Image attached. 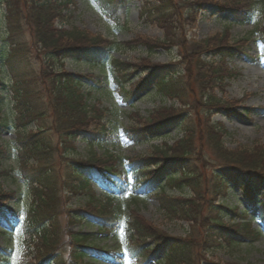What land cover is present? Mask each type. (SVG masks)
I'll list each match as a JSON object with an SVG mask.
<instances>
[{
  "label": "trees",
  "instance_id": "trees-1",
  "mask_svg": "<svg viewBox=\"0 0 264 264\" xmlns=\"http://www.w3.org/2000/svg\"><path fill=\"white\" fill-rule=\"evenodd\" d=\"M140 1L139 17L147 23L165 21L170 15L178 18V33L172 32V27H166L168 42L139 39L148 51L174 42L179 60L172 65L178 64L180 70L187 61L191 71L188 79H184V72L173 70L175 66L171 67L170 74L164 75L162 71L166 67L146 65L147 75L130 82L127 90L125 85L137 70L132 63L110 55V51L117 50L118 43L74 26L62 28L56 25L57 20L65 18L64 10L73 4V0H0V6L1 3L4 6L3 12L0 11L3 22L0 24L3 30L0 70L8 71L12 76L10 99L16 111L13 123L9 124L1 113L0 95V136L10 127L14 132L11 149L0 144V161L10 157L17 159L31 193L29 208L20 220L18 211L6 205L16 200V192L0 188V231L8 234L19 230L28 253L31 250L35 255L39 253L36 256L39 262L34 264H93L88 262L90 260L118 263L111 250L96 245L95 241L110 237L119 225H123L127 238L126 253L137 264H220L208 260L206 255L223 244L252 242L261 235V231L251 227L248 211L257 207V218L264 227V188H261L264 146L254 143L250 147L227 149L224 144L227 130L220 122H209L211 110L224 106L210 92L217 87L223 88L225 79L234 75L224 60L233 56L238 48L229 44L226 35L218 36L213 42L205 39L195 46L188 45L183 34V19L186 14L191 15L192 9L187 0H160L159 4ZM223 2L226 6L223 4L220 9L239 23L264 12V0ZM106 14L117 24H125L126 1L117 0L113 5L112 0H108ZM262 33L264 45V24ZM27 39L34 59L39 62L37 68L20 62L28 48ZM129 44L131 46V42ZM205 50L219 57L215 65L202 63L200 57ZM67 58L111 68L113 80L126 101L150 84L162 96L186 107L177 110L160 106L144 124L125 129L133 141L160 137L174 126L183 133L182 136L172 145L162 142L154 146L150 154L126 157L125 170L118 168L109 154L100 160L93 145L105 140L108 130L104 124L99 128L91 127L94 121H101V116H97L101 113L95 105L88 103L90 92L83 89L82 81L89 90H100L101 78L63 69V61ZM1 78L0 88L4 86ZM192 81L196 87L191 85ZM200 111H203L202 119ZM184 112L188 114L184 115ZM28 122L34 123L35 129H27ZM79 137L90 147L87 157L68 158ZM30 159L35 166L25 173ZM210 169L211 177H207L205 172ZM124 173L131 180L130 192L140 196L152 191L165 216L188 221L189 235L179 237L163 233L133 209L121 218L114 198L127 190ZM6 175L0 171V177ZM243 176L245 179L241 178ZM94 182L106 190L103 203L91 201L94 199ZM230 184L241 191V202L246 207L243 212H239L238 207L228 209L212 203L217 196L226 197ZM167 188L179 191L180 196L169 194ZM184 188L187 190L183 191ZM78 193H87L91 201L89 206L95 210L66 209L68 200ZM224 211L232 213L231 219L241 217L242 220L228 224L223 220ZM83 221L93 223L97 229L87 233L69 230ZM64 252H68L67 259L63 257ZM10 255L9 247L0 245V264H8ZM85 257H88L86 262Z\"/></svg>",
  "mask_w": 264,
  "mask_h": 264
},
{
  "label": "rangeland",
  "instance_id": "rangeland-1",
  "mask_svg": "<svg viewBox=\"0 0 264 264\" xmlns=\"http://www.w3.org/2000/svg\"><path fill=\"white\" fill-rule=\"evenodd\" d=\"M125 1L127 18L123 25L112 21L111 17L106 14L108 0H73V4H69L67 9L64 10L65 18L57 20L56 25L62 28L74 26L92 35L118 43L117 50L111 51L110 55L115 59L132 63L137 70L131 81L125 85L128 90L130 82H136L142 79V76L147 75L146 65L166 67L162 71L164 75L170 74L174 69L179 70L178 64L172 65L179 60L177 46L174 42L173 44L168 43L165 47L159 45L158 48L148 51L139 39L147 38L156 43V40L168 42L170 38L166 36V27L170 26L172 27V32L178 33L179 25H177L176 20L178 18H176V15H170V19L167 17L165 21L163 20L159 23H147L139 17L141 1ZM150 1L156 4H159L158 1L160 2V0ZM223 1L187 0L189 9H192V12L190 16L186 14L183 19L184 39L188 45L195 46L205 39L213 42L218 36L226 35L229 44L238 48L233 56L224 60L225 65L234 75L229 79H225L223 88L217 87L210 92L224 106H216L211 110L209 122H220L223 124L228 132L224 137V144L227 149L241 146L250 147L254 143L264 146V45L261 41L263 37L264 12L252 16L248 21L239 23L232 20L228 13L220 9L223 4L226 6ZM229 1L234 3V0ZM112 2L113 5L117 4V0H112ZM195 3L201 5L197 6ZM1 4L0 11L3 12L4 6L3 3ZM2 23L0 17V24ZM2 31L0 28V35ZM3 41L2 39V44H5ZM29 41L27 39L28 48L22 55V61L20 62L37 68L39 62L34 59V53L30 49ZM130 42L132 47L129 44ZM200 58L202 63L206 65H209V63H214L215 65L219 60V57L212 55L209 50L203 51ZM171 67H173V70ZM3 68L6 69L5 66ZM63 69L76 74L97 75L101 78L102 87L100 90H89L87 84L82 81L83 89L90 92L88 103L95 105L96 110L101 113L97 114V116H101V121L99 123L94 121L91 127L99 128L101 124H104L108 130L107 138L100 144L93 145V150L100 160L107 158L106 154H109L115 160L117 167L124 170L126 157L150 154L154 150V146L161 145L162 142L172 145L174 140L182 136L183 133L174 126L169 127L166 133L160 137H147L141 141H133L129 136V132L125 130L144 124L145 121L150 119L151 115L156 113L160 106H171L177 110L186 108L177 100L162 96L155 91L153 85L143 86L129 101H126L113 80V71L108 66L67 58L63 61ZM183 69L184 71H182ZM183 69L179 71L184 72L183 77L186 80L191 76L187 61ZM0 77H2L1 79L4 82V86L0 88L2 97L1 113L3 118H6L9 124H12L16 113L13 109V101L10 99L9 90L12 76L8 71L3 73L0 70ZM191 85L196 87L193 81ZM202 113L203 111L199 112L201 119L203 118ZM183 114L187 115L188 112ZM26 128L35 129V124L28 122ZM51 135L53 138L55 137L53 134ZM13 140L14 132L11 127L0 136V144L6 147L10 146L8 147L9 149L14 146ZM89 149L90 147L86 140L79 137L75 140V150L67 156L68 158H86ZM27 165L25 173L30 172L29 170L32 166H35V162L30 159ZM0 171H4L7 174L0 177V188L16 192V200L6 202V205L16 209L19 213V218L22 220L29 208L31 193L23 172L19 169L17 159L10 157L7 160L0 161ZM211 171L212 169L206 170L205 174L207 177H211ZM241 178L245 179L244 176ZM124 181L126 184L130 183V179L126 175L124 176ZM261 188H264V181L261 183ZM186 190V188L183 189V191ZM92 191L94 193V199L91 200L94 201L93 204H96L97 201L103 203L106 199L104 188L94 182ZM167 192L180 196V193L172 188H167ZM258 194L260 195L261 191ZM152 195V191L140 196L134 195L129 191L118 194L114 198L116 211L124 219L129 209H133L143 220L163 233L179 237L188 236L191 230L188 221L170 219L165 216ZM185 195H188V193H185ZM91 201L87 193H78L68 200L65 208L72 210L89 208L95 210L89 206ZM212 203L217 206H225L228 209L238 207L239 212H243L242 210L246 209L241 202L240 189L233 187L231 184L226 197L217 196L212 200ZM231 214L226 211L223 212L224 222L231 224L242 220L241 217H235L234 220L231 219L233 216ZM257 217V207L248 211L251 227L262 231L259 238L252 242L244 240L230 246L223 244L206 255L208 260L220 264L226 262L264 264V227ZM60 221H62L61 218ZM96 229V225L89 221L77 223L69 228L70 231L80 233L93 232ZM95 244L104 246L105 249L113 252L119 261L114 264H137L126 253L127 238L124 234L123 225H119L110 237L101 238L95 241ZM0 245H5L10 249L11 255L8 264H34L37 262L36 256L39 253L35 255L34 250L28 253V250L23 246L19 230H14L8 234L0 231ZM63 257L67 259L68 252H64ZM87 259L88 257H85L83 259L84 262ZM88 262H94L93 264H112L102 260H90ZM150 264L154 263L151 262Z\"/></svg>",
  "mask_w": 264,
  "mask_h": 264
}]
</instances>
